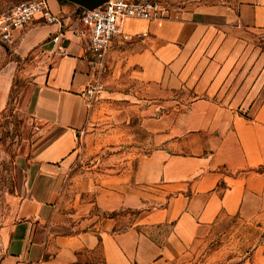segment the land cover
<instances>
[{"label": "crops", "instance_id": "crops-1", "mask_svg": "<svg viewBox=\"0 0 264 264\" xmlns=\"http://www.w3.org/2000/svg\"><path fill=\"white\" fill-rule=\"evenodd\" d=\"M45 2L60 28L33 20L10 40L18 56L34 53L40 62L23 103L37 132L16 155L22 183L0 214V264H170L221 215L263 223L264 55L250 38L264 31V0H162L166 18L123 22L124 32L143 36L114 40L108 65L133 67L146 85L184 90L186 104L171 101L166 113L146 118L154 147L96 174L82 189L88 197L70 205L61 195L87 117L88 67L78 6ZM58 28L63 56L50 41ZM119 210L138 218L117 229ZM164 224L168 232L158 236Z\"/></svg>", "mask_w": 264, "mask_h": 264}, {"label": "rangeland", "instance_id": "rangeland-1", "mask_svg": "<svg viewBox=\"0 0 264 264\" xmlns=\"http://www.w3.org/2000/svg\"><path fill=\"white\" fill-rule=\"evenodd\" d=\"M19 1L24 0H0V14ZM78 14L79 11L75 13L76 18ZM129 25L136 26L133 22ZM250 42L264 55V31L255 33ZM108 60L110 63L111 56ZM39 63L36 54L18 56L13 42L0 40V214L4 215L10 195L18 192L22 183L16 169V155L32 142L37 132L24 112L23 103ZM101 81L102 90L86 98L87 117L76 134L67 166L61 195L63 205L88 197L89 192L82 190L85 183L96 174L105 173L107 168L122 167L128 152L146 153L154 147L155 124L146 118L166 113L172 106L171 101L186 104L183 100L186 91L146 85L138 80L135 69L129 65L107 63ZM150 104H154L152 114H146L144 111ZM180 150L187 151V148L180 147ZM115 214L117 229L133 225L138 218V212L132 210H119ZM157 229V235L164 236L168 225H158ZM158 236L154 237L160 240ZM170 264H264V221L221 215L206 228L201 239Z\"/></svg>", "mask_w": 264, "mask_h": 264}, {"label": "built area", "instance_id": "built-area-1", "mask_svg": "<svg viewBox=\"0 0 264 264\" xmlns=\"http://www.w3.org/2000/svg\"><path fill=\"white\" fill-rule=\"evenodd\" d=\"M78 23L84 37L88 81L83 90L84 97H90L102 90L101 75L107 66L108 50L114 40L131 43L143 36L142 32L128 33L122 30L125 20H159L167 17V8L162 0H104L90 8L78 9ZM33 20L45 24L59 25V18L51 12L45 0H24L12 5L0 14V40L8 42L12 33ZM50 37L53 51L66 54L60 29Z\"/></svg>", "mask_w": 264, "mask_h": 264}, {"label": "water", "instance_id": "water-1", "mask_svg": "<svg viewBox=\"0 0 264 264\" xmlns=\"http://www.w3.org/2000/svg\"><path fill=\"white\" fill-rule=\"evenodd\" d=\"M63 1H66L68 3H72V4H74L80 8L90 9V8L100 4L104 0H63Z\"/></svg>", "mask_w": 264, "mask_h": 264}, {"label": "trees", "instance_id": "trees-1", "mask_svg": "<svg viewBox=\"0 0 264 264\" xmlns=\"http://www.w3.org/2000/svg\"><path fill=\"white\" fill-rule=\"evenodd\" d=\"M59 2H66V1H63V0H58ZM80 7H78V9H79Z\"/></svg>", "mask_w": 264, "mask_h": 264}]
</instances>
